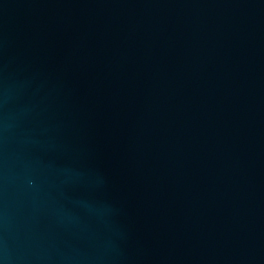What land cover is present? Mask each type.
<instances>
[{"label":"water","instance_id":"obj_1","mask_svg":"<svg viewBox=\"0 0 264 264\" xmlns=\"http://www.w3.org/2000/svg\"><path fill=\"white\" fill-rule=\"evenodd\" d=\"M0 264H264V0H0Z\"/></svg>","mask_w":264,"mask_h":264}]
</instances>
